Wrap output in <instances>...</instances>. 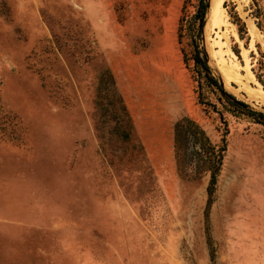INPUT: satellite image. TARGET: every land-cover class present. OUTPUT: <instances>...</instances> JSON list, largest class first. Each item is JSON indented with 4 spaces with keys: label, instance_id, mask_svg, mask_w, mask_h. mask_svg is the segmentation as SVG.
I'll list each match as a JSON object with an SVG mask.
<instances>
[{
    "label": "rangeland",
    "instance_id": "obj_1",
    "mask_svg": "<svg viewBox=\"0 0 264 264\" xmlns=\"http://www.w3.org/2000/svg\"><path fill=\"white\" fill-rule=\"evenodd\" d=\"M198 1L0 0V264H264V0L220 70ZM182 116L225 138L208 202Z\"/></svg>",
    "mask_w": 264,
    "mask_h": 264
},
{
    "label": "trees",
    "instance_id": "obj_2",
    "mask_svg": "<svg viewBox=\"0 0 264 264\" xmlns=\"http://www.w3.org/2000/svg\"><path fill=\"white\" fill-rule=\"evenodd\" d=\"M206 2L199 0L194 15L197 17V29L200 32L203 25V14ZM241 27V24L238 26ZM194 60L199 63L205 71H209L208 65L205 62V55L199 57L196 53ZM212 83L224 93L219 82L210 74H206ZM228 96H231L227 94ZM239 104L245 106V103L239 101ZM247 113L255 116L256 121L264 123V113L251 108L246 109ZM173 150L175 164L178 171L181 167V158L189 160V164L194 170L201 173H207L206 192L209 196L215 190V184L218 171L221 167L222 156L225 150V138L222 134L219 141H213L204 128L193 119L182 116L173 122Z\"/></svg>",
    "mask_w": 264,
    "mask_h": 264
},
{
    "label": "bare ground",
    "instance_id": "obj_3",
    "mask_svg": "<svg viewBox=\"0 0 264 264\" xmlns=\"http://www.w3.org/2000/svg\"><path fill=\"white\" fill-rule=\"evenodd\" d=\"M207 6H208V11L206 12V15H205V26L207 27V31H208V35L209 36H210L211 33L215 34V36L210 39V49H211L212 55L217 60L218 70H220L222 65L225 64V61H224V63L221 62V59H223V58L220 59V56H219L220 55V49L218 48V46L220 47V45L224 42V40L222 41L221 38L225 37V32H223L222 28H221L223 26L225 27L226 24H227V20H226V17H225V15H226L225 14V8H224L223 0H207ZM250 26L253 27V25H251V24H250ZM214 46H217V48L214 49ZM229 52H230V50H229ZM230 54H232V53H230ZM232 72H234V73L237 72V67H236V70L235 71L233 70ZM227 75H229V74H227ZM225 83H226V81H225ZM262 92H264V90H262ZM253 93L254 92H252V94ZM249 94H250V92H249ZM252 96H254V94Z\"/></svg>",
    "mask_w": 264,
    "mask_h": 264
},
{
    "label": "water",
    "instance_id": "obj_4",
    "mask_svg": "<svg viewBox=\"0 0 264 264\" xmlns=\"http://www.w3.org/2000/svg\"><path fill=\"white\" fill-rule=\"evenodd\" d=\"M206 6H207V2H206ZM218 82H219V84L221 83V81H220V80H219Z\"/></svg>",
    "mask_w": 264,
    "mask_h": 264
}]
</instances>
